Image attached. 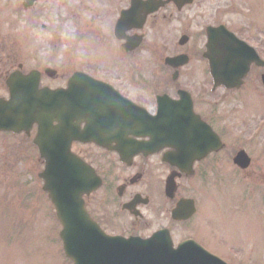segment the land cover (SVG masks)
<instances>
[{"label":"flooded vegetation","instance_id":"flooded-vegetation-1","mask_svg":"<svg viewBox=\"0 0 264 264\" xmlns=\"http://www.w3.org/2000/svg\"><path fill=\"white\" fill-rule=\"evenodd\" d=\"M39 2L36 0L25 8L24 0H0V98L3 100L10 98L11 89L67 86L68 77L63 83L52 86L57 75L56 72L52 74L51 18L48 24L51 37L42 44L47 45V50L41 57L42 52L38 50L42 47L26 41L36 27L33 18H39L41 14V10L31 14ZM16 5H21V15L28 14L22 17L24 26L20 34L14 33L12 29L16 25L3 17V9ZM43 6H49V14L52 15V0L45 1ZM121 10L118 9V16ZM263 11L264 0H170L148 15L142 28L126 32V36L141 35V43L136 49L125 51L121 49L123 41L114 39L117 55L115 53L110 63L98 62L95 59L98 53H85L82 68L85 72L109 84L122 97L143 107L150 115L156 114L160 100L166 113L179 109L181 116H196L188 122L179 120V131L190 132L193 124L201 129V134L212 130L224 141L218 151H211L201 159L191 153H178L176 159L180 167L164 160V156L174 154L170 147L160 150L145 148L128 156L127 152L133 147L143 146L149 141L148 138L134 137L139 129L131 126L130 121L108 132L124 135L128 143L103 135L102 146L73 141L72 152L93 167L99 178V187L84 196V205L91 218L106 233L147 237L165 229L176 244L191 239L227 262L245 261L246 258L232 246L227 247L223 254L215 251L211 222L217 183L239 175L252 181L262 178L260 153H264V148L257 150L255 144L236 142L231 130L234 119L224 107H228L230 102L251 97L264 100V95L259 93L260 89L264 92V65L250 64L239 86L226 88L215 84L210 61L222 59L216 57L207 44L209 28L223 25L238 40L253 45L257 55L264 58ZM85 23L79 26L81 30L85 31ZM45 27L42 24V28ZM30 44L36 49L26 52ZM172 57H178V60L171 65L165 62ZM140 59L143 60V70L134 75L133 71L139 67L131 68L130 64ZM145 60L148 67L144 65ZM104 68L113 73L103 77ZM120 115L133 119L130 113ZM259 117L244 115L241 125H256L257 120L262 119ZM37 126L32 124L28 133L21 132L18 136L32 144ZM77 126L81 129L84 123H77ZM117 150L124 153L121 155ZM239 150H244L250 157V164L245 169L233 164V157ZM176 208L179 216L173 217Z\"/></svg>","mask_w":264,"mask_h":264},{"label":"rangeland","instance_id":"rangeland-1","mask_svg":"<svg viewBox=\"0 0 264 264\" xmlns=\"http://www.w3.org/2000/svg\"><path fill=\"white\" fill-rule=\"evenodd\" d=\"M45 1L51 0H40L31 13L34 15L41 10L39 18H33L36 27L26 41L42 47L38 50L42 52L41 57L47 50V45L42 44L51 37L48 29L51 18L52 68L57 75L52 86L63 83L74 70L82 69L87 52L98 53L95 59L100 63H110L115 53L117 55L113 25L118 9L127 6L129 0H52V15L49 14L50 7L43 6ZM17 6L3 9V17L15 24L12 31L20 34L24 26L22 17L28 14L21 15V5ZM83 22L87 24L85 31L79 28ZM42 24L46 27L42 28ZM33 44L26 52L36 49ZM144 65L148 67L149 63L145 60ZM130 66L139 67L133 71L134 75L142 72L143 60L133 61ZM103 73L106 77L113 72L104 68ZM259 93L264 95L261 89ZM224 108L234 119L231 130L236 141H250L257 150L263 149L264 123L261 131L251 139L255 124L243 127L241 121L244 114L254 117L264 114V100L251 97L243 102H230ZM260 154L263 156L264 153ZM260 162L264 181V157ZM42 168V160L29 141L21 136L0 135V264H72L62 252L58 238L61 227L53 205L41 190L42 181L37 174ZM214 194L212 247L223 254L232 246L244 258L250 259L248 263L230 264H264V182L250 184L230 177L216 184Z\"/></svg>","mask_w":264,"mask_h":264},{"label":"water","instance_id":"water-1","mask_svg":"<svg viewBox=\"0 0 264 264\" xmlns=\"http://www.w3.org/2000/svg\"><path fill=\"white\" fill-rule=\"evenodd\" d=\"M33 1L27 0L24 6H29ZM161 4L160 0H132V6L136 9V13H130L133 8L122 13L114 28L115 36L122 38V32L132 26L131 17L134 18L133 26H141L145 16L155 11ZM138 41L139 37H135L123 45V48L132 49L138 44ZM248 53L249 57H246ZM221 56L228 58L221 63L237 64L242 62L245 67L252 60V55L247 50L243 53L240 61L235 59L238 57L237 55L230 53H223ZM234 68L229 67L228 69L237 73L240 70L239 77L237 75L229 78L222 77L224 70L222 71L220 68L213 72L214 78L218 83L233 87L247 70V67L245 70ZM79 75L80 78L83 76L82 73H74L69 82L80 79ZM90 81L92 83L89 88H93L92 85L95 87L98 83ZM68 85L72 89L52 91L42 89L37 92L34 89V93L29 96H15L8 102L0 99V131L20 132L33 122L39 124L38 133L33 143L37 145L39 155L44 159L45 165L38 177L43 180L42 190L47 192L48 198L55 208L56 217L62 225L59 237L65 255L73 261V264H223L204 252L202 255H195L194 258L189 257L183 253L182 245L173 249L170 238L165 233V235L155 234L145 240L108 237L90 220L84 210L82 196L95 190L99 182L97 179H93L91 168L77 160L70 152L69 146L73 139L97 144H101V141L97 134L70 133L69 127L65 125V111L68 104L83 106L82 115H78L77 110L74 109L70 118L73 121L86 120L87 116H91L87 114L91 110H85L86 105L99 102V99L89 98L81 90L82 87H77L76 84L70 85L69 83ZM151 119L153 118L144 114L140 119L141 126H147ZM53 120L60 122L61 126L52 127ZM88 125L91 130V123ZM150 136L153 146L157 145V148L171 146L176 153L185 151V148L178 149L177 133ZM63 138L66 139V143H62ZM122 138L120 137V139ZM186 138L188 140L192 138L191 131L186 133ZM204 138V134L194 135L192 153L196 156H203L209 150H217L220 146V141L214 133H211L210 140L204 141ZM205 144L207 147L204 146ZM234 162L244 168L248 164V159L245 153L240 151L235 156Z\"/></svg>","mask_w":264,"mask_h":264}]
</instances>
